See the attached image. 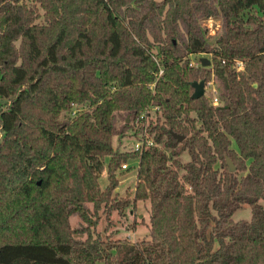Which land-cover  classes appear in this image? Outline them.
<instances>
[{
  "label": "trees",
  "instance_id": "16d2710c",
  "mask_svg": "<svg viewBox=\"0 0 264 264\" xmlns=\"http://www.w3.org/2000/svg\"><path fill=\"white\" fill-rule=\"evenodd\" d=\"M213 78L222 103L192 97ZM0 98V264H264V0H0ZM139 201L148 237L94 234Z\"/></svg>",
  "mask_w": 264,
  "mask_h": 264
},
{
  "label": "rangeland",
  "instance_id": "374dc122",
  "mask_svg": "<svg viewBox=\"0 0 264 264\" xmlns=\"http://www.w3.org/2000/svg\"><path fill=\"white\" fill-rule=\"evenodd\" d=\"M218 17H216L217 19ZM221 19L214 20L215 25H218L219 23V29H217V33H214L210 35V38L213 36L217 35L222 26V21ZM191 57L192 61H195L202 65L203 57H209L212 61V57L210 53H191L189 55ZM217 85V91H219L218 95L220 97V101L222 103V98L225 96L227 93L226 91V84L222 82V80L219 79ZM205 92L208 94L209 97H213V91L209 88L206 87L205 85ZM8 103H5L4 100L0 98V109H3L6 107ZM151 119L155 120V117H152ZM1 135V131H0ZM132 137H124L121 139H118L117 137L113 138V146L120 145V150L124 151L129 148L130 143L133 142ZM102 163L104 164V171L99 175V180L102 185V187H105L108 183L107 180V174H106V169L108 166V156L107 157H102L101 158ZM133 161L132 159H128V162L131 163ZM116 177L117 180L119 181V184L116 188V192L120 196H125L128 194L131 198L133 196L134 192V186L136 184V169L132 168L131 170H125V171H120L117 170L116 172ZM148 208H149V202L147 201H139L136 203L134 210H131L130 208H126L125 210V215H121L113 211L110 215V219L106 220L104 216L101 217L99 223L97 226L94 228L93 232L94 234H100V235H105L106 233L108 235H112L115 239H128L130 241H140L146 237H148L149 233V224H150V216L148 213ZM103 215V214H102ZM234 219L239 220V219H249L251 214H250V209L248 206H245L241 210H237L234 214ZM77 222V217L72 218V224L75 225ZM134 224V227L132 226ZM96 264H104L103 261H97Z\"/></svg>",
  "mask_w": 264,
  "mask_h": 264
},
{
  "label": "built area",
  "instance_id": "2783aa9c",
  "mask_svg": "<svg viewBox=\"0 0 264 264\" xmlns=\"http://www.w3.org/2000/svg\"><path fill=\"white\" fill-rule=\"evenodd\" d=\"M202 22H203V20H202ZM219 24L218 25H215V24L212 25V24L206 23V22L202 23L203 27L207 28V36L212 35L214 33H217V29H219V27H220ZM190 64L192 66H196V67L200 66L199 63H197L195 61H192V59L190 61ZM234 68H235V70L240 71V69L243 68V62L241 60L236 61L234 63ZM160 73H161V70H159V74ZM206 87L207 88L210 87V89L213 91V97H212L213 104L214 105H219L221 103V101H220V97L218 95L219 91H217V85H216L215 79L213 78L212 80H210L209 83L206 85ZM76 108H77V105L74 104L72 106L73 114L75 113ZM159 111H160V108H159L158 105L146 108L145 111L143 113H141L140 119L144 118V117H149V118L155 117V119H156L157 113ZM132 138H133L132 139L133 142L130 143L129 148H127V149L141 152L143 149H146V148H148L150 146H155L156 145L154 140H153V138L148 134L146 129L144 131H142L140 134H138L136 137L134 136ZM132 160L133 161H131V163L128 162V161H125L124 163H122V165H121L119 170L120 171H125L128 168L132 167V168L136 169V171H137L139 162H137V160H134V159H132Z\"/></svg>",
  "mask_w": 264,
  "mask_h": 264
},
{
  "label": "water",
  "instance_id": "95a60500",
  "mask_svg": "<svg viewBox=\"0 0 264 264\" xmlns=\"http://www.w3.org/2000/svg\"><path fill=\"white\" fill-rule=\"evenodd\" d=\"M203 65L204 66H209L211 65L212 61L211 59L208 57H203V61H202ZM192 87H193V94H192V97L193 98H200L202 96H204L206 94L205 92V81H195V82H192L191 83ZM175 138H177L178 140H181L183 137L180 136V135H173ZM229 165H230V170L231 171H235V166L233 165L232 163V160L229 159Z\"/></svg>",
  "mask_w": 264,
  "mask_h": 264
},
{
  "label": "bare ground",
  "instance_id": "6f19581e",
  "mask_svg": "<svg viewBox=\"0 0 264 264\" xmlns=\"http://www.w3.org/2000/svg\"><path fill=\"white\" fill-rule=\"evenodd\" d=\"M214 20H217V19L211 17V18H208V19H204L203 22L210 23V24L214 25V24H215ZM218 20H219V19H218ZM220 22H221V21H220Z\"/></svg>",
  "mask_w": 264,
  "mask_h": 264
}]
</instances>
